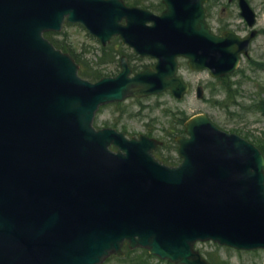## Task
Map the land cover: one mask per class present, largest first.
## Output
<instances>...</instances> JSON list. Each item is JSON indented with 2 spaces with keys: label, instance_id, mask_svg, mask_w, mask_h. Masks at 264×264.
Segmentation results:
<instances>
[{
  "label": "water",
  "instance_id": "obj_1",
  "mask_svg": "<svg viewBox=\"0 0 264 264\" xmlns=\"http://www.w3.org/2000/svg\"><path fill=\"white\" fill-rule=\"evenodd\" d=\"M203 1L163 0L150 17L119 0H0V264H100L125 241L182 264H209L197 240L264 247V157L253 144L199 114L176 139L181 162L169 166L151 156L156 140L92 126L105 102L167 87L180 97L176 56L213 76L237 68L255 31L211 34ZM238 3L253 25V10ZM64 19L103 41L118 34L156 56V71L130 78L124 63L116 77L80 78L43 36Z\"/></svg>",
  "mask_w": 264,
  "mask_h": 264
},
{
  "label": "rangeland",
  "instance_id": "obj_2",
  "mask_svg": "<svg viewBox=\"0 0 264 264\" xmlns=\"http://www.w3.org/2000/svg\"><path fill=\"white\" fill-rule=\"evenodd\" d=\"M247 1L256 12V28L259 33L252 44L250 56L244 57L239 71L227 79L229 85L233 86L230 91L232 92L235 88V90H238L237 93L241 94V97L236 98V100L241 101V106L236 102L233 105V99H229L223 94L218 95V102L196 99L194 93L196 84L207 83L209 91L216 95L219 90H222V82L212 80L206 71L191 72L186 64L181 62L180 73L184 79L193 84L192 92L185 96L182 101L173 100L168 94H164L161 97H150L141 104L133 100H128L125 104L121 103V105L118 103L109 104L100 109L96 115L95 125L120 127L127 130L128 133L130 132L129 134L151 130L159 134L162 132H156L153 128L158 127L159 130H164L163 128L173 126L175 123L173 122L175 119L173 113L180 114L179 112L183 111L188 116L203 112L220 128L228 131L236 127L239 130V126H241V132L250 136L252 141L255 143L260 141L264 144V139H259L264 137V114L254 109V105H257L260 100L259 96H264V0ZM215 2L217 4H215L214 17L208 19L211 27L217 31L218 25L226 22L232 30L240 34L244 33L247 27L241 21L236 4L227 3L226 0H215ZM66 31L71 35L74 44H78V42L89 43L84 34L85 31L79 27H67ZM238 82L240 86H238ZM235 84H237L236 87ZM127 107H129V110L124 111L127 116L123 120L120 117L123 110L120 109ZM240 113L241 125L238 124ZM167 114H171L172 118L171 115L167 116ZM212 245L210 242L198 243L197 247L209 250L213 248ZM229 249L225 250V247L221 249L224 257L230 256L227 264H264V249L240 252L233 248ZM107 264H110V262Z\"/></svg>",
  "mask_w": 264,
  "mask_h": 264
},
{
  "label": "trees",
  "instance_id": "obj_3",
  "mask_svg": "<svg viewBox=\"0 0 264 264\" xmlns=\"http://www.w3.org/2000/svg\"><path fill=\"white\" fill-rule=\"evenodd\" d=\"M47 37L58 47L62 48L63 50L70 51L72 54H74L71 50V46H64L63 44H58L54 40L51 34H47ZM80 55V54H79ZM80 58L84 61L85 63V69L86 71L84 72L86 76L88 75V72H93L94 71V66H93V59H84L82 55H80ZM261 148V147H260ZM262 149V148H261ZM207 257L208 259L213 262L214 264H221L220 257L218 255V252H207ZM152 255H150L147 251L145 250H133L130 251L128 249H125V257L122 259L114 258L116 262L119 264H152Z\"/></svg>",
  "mask_w": 264,
  "mask_h": 264
},
{
  "label": "flooded vegetation",
  "instance_id": "obj_4",
  "mask_svg": "<svg viewBox=\"0 0 264 264\" xmlns=\"http://www.w3.org/2000/svg\"><path fill=\"white\" fill-rule=\"evenodd\" d=\"M206 7H207L206 9H208V7H209V3L206 4Z\"/></svg>",
  "mask_w": 264,
  "mask_h": 264
}]
</instances>
